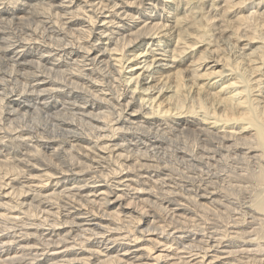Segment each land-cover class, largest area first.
Listing matches in <instances>:
<instances>
[{"label": "clouds", "instance_id": "1", "mask_svg": "<svg viewBox=\"0 0 264 264\" xmlns=\"http://www.w3.org/2000/svg\"><path fill=\"white\" fill-rule=\"evenodd\" d=\"M0 264H264V0H0Z\"/></svg>", "mask_w": 264, "mask_h": 264}]
</instances>
